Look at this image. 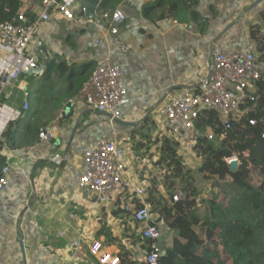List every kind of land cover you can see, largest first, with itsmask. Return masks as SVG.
<instances>
[{"label":"crops","instance_id":"crops-1","mask_svg":"<svg viewBox=\"0 0 264 264\" xmlns=\"http://www.w3.org/2000/svg\"><path fill=\"white\" fill-rule=\"evenodd\" d=\"M24 1L27 7L28 0ZM101 2L107 3L105 10L123 9L126 20L118 34H111L110 21L98 14L93 19L79 14L76 21H69L54 13L31 45L39 66L47 61L37 75L39 88L27 93L28 77L22 75L3 98L21 110L24 119L9 123L1 142L0 164L8 159L12 169L10 189L0 193V264H94L90 252L94 240L116 255L122 249L134 251L140 260L143 248L136 243L140 233L120 204L100 205L80 188L84 152L102 138L119 141L126 149L133 188L147 190L156 180L166 193L162 169L155 163L162 104L174 95L199 91L210 76L207 65L215 46L228 52L245 48L255 24L264 35V0H199L176 11L161 0ZM121 42L132 48L123 51ZM58 59L75 64L79 73L93 71L106 59L119 65L131 83L130 103L122 108L121 119L131 124L73 103L78 93L69 95L72 89L47 94L50 88L57 92L68 86L67 75L52 72L47 80L42 76ZM27 123L30 133L24 131ZM42 128L52 131L54 138L40 140ZM77 240L81 245L75 249L72 244Z\"/></svg>","mask_w":264,"mask_h":264},{"label":"built area","instance_id":"built-area-1","mask_svg":"<svg viewBox=\"0 0 264 264\" xmlns=\"http://www.w3.org/2000/svg\"><path fill=\"white\" fill-rule=\"evenodd\" d=\"M105 9L98 5L96 14L110 21V32L116 35L126 15L121 7ZM26 11L27 8L22 7L11 21L0 23V157L6 127L24 116L21 110L7 105L3 98L7 89L23 74L38 68V60L31 50L38 32L54 13L61 14L69 21H76L79 14L86 12V3L83 0H42L39 15L34 21H30ZM119 47L127 51L132 45L121 42ZM258 51L259 43L254 38L248 40L245 48L233 52L215 46L212 62L207 65L210 76L202 82L199 91L174 95L162 104L159 114L162 122L157 138L171 139L179 152L187 154L193 152L199 138L217 139L211 128L202 132L198 127L199 114L203 109L215 111L226 130L240 122L249 111L247 99L255 100L258 97V84H264V59ZM130 84L124 79L121 67L106 59L98 63L72 102L111 114L112 121L113 118L121 119L122 108L130 103ZM24 110H30L28 101L24 103ZM255 122L254 119L250 121L251 124ZM39 138L49 141L54 138V133L42 128ZM125 155L126 149L119 141L107 138L96 141L84 152L85 167L79 186L90 192L100 205L120 204V208L137 222L141 236L150 241L142 249L147 263L160 264V257L164 253V222L159 214L152 212L146 189L133 188ZM234 161L239 162L237 157L228 160L230 164ZM11 169L9 160L4 159L0 164V193L10 189ZM183 197L182 192H175L171 201L176 203ZM80 245L81 241L77 240L72 247L78 249ZM45 251L49 253L51 249L45 248ZM90 252L95 258L94 264H121L120 256L106 250L100 240L91 243Z\"/></svg>","mask_w":264,"mask_h":264},{"label":"trees","instance_id":"trees-1","mask_svg":"<svg viewBox=\"0 0 264 264\" xmlns=\"http://www.w3.org/2000/svg\"><path fill=\"white\" fill-rule=\"evenodd\" d=\"M161 1L169 2L172 11L199 3V0ZM24 2L0 0V23L11 21ZM41 2L27 1L26 14L30 21L38 17ZM106 5V2L101 3L104 8ZM262 18L264 20V12ZM250 30L252 38L259 43L260 57L264 59V35L257 24ZM52 72L70 78L65 90L56 92L50 88L47 94L60 95L72 89L73 92L68 94L74 95L90 77L92 69L76 75L79 71L75 64L69 65L58 59L49 64L43 78L49 79ZM256 95L255 100L247 99L249 111L245 117L229 130L223 127L215 111L203 109L199 114L200 130L204 132L211 128L219 140L216 145L202 137L193 148V153L203 160L200 172L213 181L210 196L201 202L205 204L203 212L199 209L200 191L194 184L192 168L184 164L171 139L158 142L159 158L155 163L162 169L163 187L167 193H163L160 183L154 180L146 190L147 200L152 212L159 214L166 227L175 232L171 244L164 247L160 264H264V84L261 82ZM22 119L24 116L15 124ZM253 119L255 124L250 123ZM147 121L149 123L150 119ZM23 127L25 132L32 131L29 123ZM233 157L239 160L235 170L228 162ZM175 192L184 194L176 203L171 201ZM123 212L136 227L134 218ZM136 243L145 249L150 241L139 234ZM119 256L121 264H148L145 257L137 260L135 252L127 249H122Z\"/></svg>","mask_w":264,"mask_h":264},{"label":"rangeland","instance_id":"rangeland-1","mask_svg":"<svg viewBox=\"0 0 264 264\" xmlns=\"http://www.w3.org/2000/svg\"><path fill=\"white\" fill-rule=\"evenodd\" d=\"M23 77H28L29 85H28L27 93H29L30 95L34 94L35 91L39 88V86H38L39 84L37 81L38 76L33 75V74H29V76L24 75ZM39 117H41V115ZM213 142L216 145L219 144L218 139H216ZM178 152H179V150H178ZM179 154L182 156L184 164L186 166L192 168V174L194 176V184L200 191L199 209L201 212H203L204 211L203 208L205 207V204H201V202L206 201V199L210 196L213 181L208 176H206L204 173L200 172V167H201V164L203 161L202 158L196 156L193 152L186 154V153H182L180 151ZM215 191H220V189L215 188ZM226 203H227V200H226ZM163 226H164V237H163V241H162V246L164 248V247H167L169 244H171L172 238L174 237L175 232L168 229V227H166V225L163 224ZM138 257L143 259L144 254L140 251Z\"/></svg>","mask_w":264,"mask_h":264},{"label":"water","instance_id":"water-1","mask_svg":"<svg viewBox=\"0 0 264 264\" xmlns=\"http://www.w3.org/2000/svg\"><path fill=\"white\" fill-rule=\"evenodd\" d=\"M101 0H87L86 1V12L85 13H81L82 15H86L87 17H89L90 19H93L96 16V10L98 5L100 4ZM47 67V61L45 63H43L42 65H40L38 68L36 69H30L26 72V74H34V75H39L41 74ZM172 89H170L168 93H170ZM106 115H108L109 117H112L111 114L105 113ZM113 121L117 122V123H121V124H131L128 123L122 119L119 118H113ZM53 161H58V159H54ZM239 162L238 161H234L231 164V168L233 170H235L238 166ZM21 245H22V249H23V254L25 255V249H24V245L23 242L21 241Z\"/></svg>","mask_w":264,"mask_h":264},{"label":"clouds","instance_id":"clouds-1","mask_svg":"<svg viewBox=\"0 0 264 264\" xmlns=\"http://www.w3.org/2000/svg\"><path fill=\"white\" fill-rule=\"evenodd\" d=\"M101 3H102V2H100V4H99L100 6H101ZM101 7H102V6H101Z\"/></svg>","mask_w":264,"mask_h":264}]
</instances>
